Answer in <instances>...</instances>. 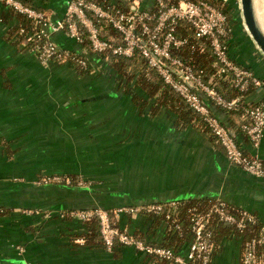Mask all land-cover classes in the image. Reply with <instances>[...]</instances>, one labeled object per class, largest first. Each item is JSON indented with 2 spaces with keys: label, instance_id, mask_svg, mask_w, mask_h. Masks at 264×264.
Masks as SVG:
<instances>
[{
  "label": "crops",
  "instance_id": "crops-1",
  "mask_svg": "<svg viewBox=\"0 0 264 264\" xmlns=\"http://www.w3.org/2000/svg\"><path fill=\"white\" fill-rule=\"evenodd\" d=\"M23 1L54 19L68 2ZM225 4L232 25L229 55L264 81V54L243 26L238 1ZM18 20L0 0V264H178L130 245L107 249L75 240L87 228L60 214L71 208L210 196L246 208L264 223V177L230 162L208 132L192 123L179 126L168 108L151 114L152 100L141 108L117 70L94 52H85L96 66L86 72L41 63L9 36ZM52 37L62 48L80 49L61 31ZM257 100L264 102V87L246 94L247 102ZM211 108L223 123L237 126L230 113ZM237 138L246 152L264 158V129L257 147L241 131ZM48 176L76 182L44 180ZM111 220L151 243L166 236L165 220L146 213L119 212ZM187 248L188 240L176 251L183 255ZM241 251L240 235H224L209 264H241Z\"/></svg>",
  "mask_w": 264,
  "mask_h": 264
},
{
  "label": "built area",
  "instance_id": "built-area-1",
  "mask_svg": "<svg viewBox=\"0 0 264 264\" xmlns=\"http://www.w3.org/2000/svg\"><path fill=\"white\" fill-rule=\"evenodd\" d=\"M1 1L23 18L31 20L28 25L20 20L18 33L14 36L22 34L17 44L34 53L43 64L67 63L79 72H86L96 67L86 58L87 51L94 52L106 61L109 54L131 56L138 52L145 58L146 68L154 69L164 83L199 113L208 126L207 132L220 145L230 162L250 174L264 177V158L246 152L237 138V132L241 131L251 146L257 147L261 142L264 102H247L246 94L251 89L264 87V81L229 55L232 25L227 13L221 8L227 0H220L221 6L208 0H151L149 3L146 0H68L63 16L55 19L45 10L23 0ZM100 20L108 22L117 31L116 39L101 36ZM180 23L190 27L198 37L208 40L214 55L213 71L207 72L202 68L196 70L176 53L188 42L186 36L178 33ZM59 31L74 38L80 49L58 46L52 34ZM85 37L87 44L84 43ZM202 49L198 46V50ZM218 81L225 83V89L236 92L225 95L220 91ZM240 104H243L240 111L242 122L238 126L223 123L211 108L216 106L229 113L240 108ZM44 180L71 182L69 176H48ZM226 204L229 203L222 198L214 197L208 210L198 211L196 207L189 210V229L193 238L188 242L187 251L183 255L175 248L151 243L135 233L121 229L111 220V214L119 212L162 213L167 228L174 230L180 223H169L168 218L178 207L177 199L114 208H71L60 214L81 221L96 217L103 245L107 249L115 245H130L151 257L178 264L210 263L214 245L206 226L211 212L217 213L220 219L234 222L238 229L244 228L248 222L258 221L257 232L242 240L241 264H264V223L252 211L232 205L235 214L225 208ZM75 240L83 242L80 237Z\"/></svg>",
  "mask_w": 264,
  "mask_h": 264
},
{
  "label": "trees",
  "instance_id": "trees-1",
  "mask_svg": "<svg viewBox=\"0 0 264 264\" xmlns=\"http://www.w3.org/2000/svg\"><path fill=\"white\" fill-rule=\"evenodd\" d=\"M218 6H221L220 0H208ZM25 2V1H24ZM29 4L28 2H25ZM30 5V4H29ZM8 8L17 15L19 19L16 25L10 28L9 36L15 43H18L20 37H15L14 34L18 33L19 22L22 19L24 25L31 23L29 18H23L20 13L15 11L11 6L7 5ZM32 6V5H31ZM221 8L227 13L228 18H230L229 12L226 9V4L222 5ZM46 12V11H45ZM2 19L6 20L5 16ZM101 25V36L105 38H117L118 33L112 28V26L104 21H98ZM178 33L181 36H186L188 38L187 44L183 45L182 48L176 50V53L180 55L185 61L189 62L194 66L196 70L202 68L205 71H213V61L214 55L211 52V48L207 39L203 37H198L194 31L184 23L178 25ZM84 43L87 44L86 37L84 38ZM198 46L203 49L198 50ZM108 63L114 67L117 72L124 79V85L128 86L126 88L127 92L131 94L134 102L143 107L149 100H152L150 105L151 114L156 113L162 107H166L176 114V122L179 126H184L187 123H192L200 131L207 132L208 126L201 118L199 113L192 109L183 98L175 92L169 85L163 82L161 76L154 69L146 68L145 58L138 52L133 53L131 56H121L116 54H109L107 58ZM205 77V76H204ZM221 92L225 95L232 94L236 92L235 90L225 89V83L223 81H218L217 83ZM130 86L139 87L142 92L146 95H141L132 90ZM243 104H240V108L235 111H230L232 116V122L235 125H240L242 119L240 117V111ZM210 135V134H209ZM212 139L213 136L210 135ZM70 177V176H69ZM71 182L75 183L76 179L71 176ZM64 183V180H62ZM178 207L175 212H173L168 218L169 223L179 222L180 226L174 230H169L167 228L166 236L164 240L158 244L175 248L180 243L192 240L193 235L190 232V209L196 207L198 211H206L208 207L214 201L213 197H193L177 199ZM232 205L226 204L225 208L236 214L235 209L231 208ZM2 211V209L0 210ZM148 215L154 216L156 219H164V214H154L147 213ZM85 227L87 228L86 233H82L83 242L89 245H103V241L100 235L99 222L96 217L83 221ZM114 224V223H113ZM115 225V224H114ZM259 222H248L244 228L238 229L234 222H229L220 219L217 213L211 212L210 219L207 223V228L210 230V239L214 247L219 243V239L224 235H240L242 240L249 238L257 232ZM104 246V245H103ZM154 259L169 263L167 259H161L153 256Z\"/></svg>",
  "mask_w": 264,
  "mask_h": 264
},
{
  "label": "water",
  "instance_id": "water-1",
  "mask_svg": "<svg viewBox=\"0 0 264 264\" xmlns=\"http://www.w3.org/2000/svg\"><path fill=\"white\" fill-rule=\"evenodd\" d=\"M243 26L257 48L264 54V25L258 15L257 0H237Z\"/></svg>",
  "mask_w": 264,
  "mask_h": 264
},
{
  "label": "bare ground",
  "instance_id": "bare-ground-1",
  "mask_svg": "<svg viewBox=\"0 0 264 264\" xmlns=\"http://www.w3.org/2000/svg\"><path fill=\"white\" fill-rule=\"evenodd\" d=\"M257 5L259 18L264 25V0H257Z\"/></svg>",
  "mask_w": 264,
  "mask_h": 264
},
{
  "label": "rangeland",
  "instance_id": "rangeland-1",
  "mask_svg": "<svg viewBox=\"0 0 264 264\" xmlns=\"http://www.w3.org/2000/svg\"><path fill=\"white\" fill-rule=\"evenodd\" d=\"M139 106H140V105H139ZM141 108H144V106H143V107H141ZM141 108H140V109H141Z\"/></svg>",
  "mask_w": 264,
  "mask_h": 264
}]
</instances>
